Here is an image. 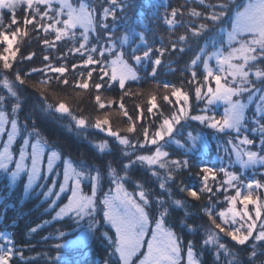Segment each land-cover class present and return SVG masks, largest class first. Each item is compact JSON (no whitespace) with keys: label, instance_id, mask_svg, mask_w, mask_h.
Wrapping results in <instances>:
<instances>
[{"label":"snow or ice","instance_id":"obj_1","mask_svg":"<svg viewBox=\"0 0 264 264\" xmlns=\"http://www.w3.org/2000/svg\"><path fill=\"white\" fill-rule=\"evenodd\" d=\"M198 2L209 11L205 14L191 9L188 14L196 18L202 17L204 22L188 27L185 34H180L175 40L170 39L169 43L172 50H177L179 46L178 50L182 53L190 41L198 42L206 33L212 34L185 66L191 72L188 84L194 86L197 100L205 102L201 114H190L187 91H183L182 87L164 83L166 93L170 90L171 97L175 98L173 103L168 94L163 95V101L172 106L170 113H166L157 104L156 95H151L147 101L146 118L140 105L136 106L139 114L133 120L124 109V105L120 104V110L128 118V126L124 129L126 133L136 132V124L146 119L142 129L144 139L133 140L128 135H121L120 130H112L106 115L97 116L93 121L87 115L77 116L64 100H59L55 104L48 103L46 96L43 95L44 89H41L42 103L39 111L42 114L50 115L54 110L61 117H69L78 132H87L91 128L103 133L106 138H113L119 146V157L135 155V159L121 163L119 170L113 166L114 162L119 163V159L109 161L106 166L97 167L83 162L77 166L68 158L63 160V171H57L59 166L56 161L61 159V155L48 149L47 141L41 137L35 120L31 130H28L26 121L31 118V113L25 117L23 126L20 125L19 113L24 110L27 100L22 96V89L18 85H24L25 79L21 77L19 71L15 75L18 85L7 76L0 78V86L6 90L5 94H0V138L6 134V139H0L2 143L0 175H6L9 187L14 188L21 173H26L28 181L24 186L25 194L38 179L50 178L51 184L47 185V191L43 192V196L45 202L55 197L49 204L53 211H55L53 206L62 198V194L70 192L67 203L59 208L53 219L68 217L75 225V230L81 231L77 239L55 244L56 249L70 248L83 243L93 238L104 226H109L110 230L115 232L114 237L107 230L100 232L102 240L107 242V256L102 264H137V260L133 258L137 257L145 243L147 251L141 253L142 258H138V264H180L183 241L169 226L168 218L174 210L182 209L184 216L179 221L182 229L194 234L200 226L187 223L188 217L192 214L188 212L185 200L174 198L170 185L176 183L179 192L186 193L195 200L201 199L204 193H209V205L212 204V196L216 193L223 190L226 194L224 199L228 204L227 209L218 213L215 212L214 206L202 209L214 228L205 231L201 248L215 249L216 264H220L221 254L230 258L227 264H264V196L259 194L264 190V182L244 177L243 171L238 174L229 170L234 164H239L241 170L264 166V0H247L242 7L237 0H217L216 3L207 4L205 0ZM107 5L97 18L96 8L85 0H80L78 5L71 0H0V43L5 45L0 53L2 62L0 67L3 72L13 69L12 61L16 60L20 51L19 46L14 47L18 45L17 38L27 37L28 26H32V30L42 31L45 37L52 35V39L41 40L45 51L51 49L55 52L57 42H70L71 46L56 59L65 60L69 53L81 58L79 64H72L73 71L81 69L72 86L81 90L94 88L96 92L94 102L98 110L106 108L102 91H110L118 85L122 90L123 99V96L129 94L126 82L140 80L138 66L150 64L152 71L148 75L154 77L157 74V67L162 64L161 58L168 49L163 45L154 49L148 43L145 31L130 30L114 38L113 33L118 23L117 10L123 13L128 7V0H107ZM161 6L166 9L163 21L170 29L183 24L182 19H178V16H183L180 8L173 7L169 12L166 4L156 5ZM20 8L24 9L22 21L16 14ZM4 10L9 12L8 24L3 22ZM109 18L112 20L111 26L107 23ZM229 24L230 30L227 28ZM142 26L145 29L147 27L143 24ZM77 29L80 30L79 33ZM101 40H104V43H101ZM33 55L30 53L21 59L31 60ZM212 61H215V67L211 64ZM201 64L202 79H198L196 69H199ZM83 70H87L86 76ZM68 72L66 63L57 66L50 55L45 54L43 66L31 68L24 75L25 77L32 74L41 75L43 78L37 82L39 85H50L55 81L58 85L67 87L70 84ZM183 74L182 71L181 75ZM245 94L246 102L241 99ZM216 102H223L226 105L224 114L219 119L214 114H209L211 106ZM112 103L109 100L107 107L111 108ZM253 103L255 111L249 119L246 110ZM188 120L198 121L217 133L236 134L227 141V145H231L228 165L224 164L221 157H217L220 161L218 168L214 165L193 163L197 141L204 138L200 134L193 136L189 131L186 139L190 142V147H186L185 143L178 139L184 135L183 129ZM249 123L250 129L247 127ZM9 124L10 128H7L6 125ZM150 124L156 125L154 132H150ZM249 130L253 134L259 133V145L248 135H241L242 132ZM18 136L22 143H19L16 155L13 145L17 142ZM92 146L98 155L112 153L107 139L97 141ZM169 148L178 151L183 159L171 158L172 153L166 150ZM138 149H146V154L136 155ZM217 150H220L219 145ZM225 151H228L227 147ZM13 164L14 168H10ZM136 165L159 182V195L153 197L144 183L132 179L130 173ZM105 167L110 187L103 198L98 199L97 193L102 190L105 180ZM194 167L199 168L195 173L201 183L198 190L194 186L186 185L183 180L176 181L179 173ZM159 170H163V175ZM220 173L223 174V180L217 179ZM189 174L192 175L191 172ZM261 176L264 178V173ZM85 182L91 186V195H85L81 190V185ZM129 183L134 185L132 192L127 191L125 187ZM229 189L234 190L235 194L227 195ZM113 192L116 195H111ZM164 193H167V200ZM101 212L102 222L97 219ZM215 216H218L219 223ZM83 221L87 222L86 226L82 224ZM36 230L37 228H32L30 231ZM221 233L235 244L245 246L246 261L238 260L236 258L238 254L233 253L221 242ZM67 235L68 233L60 231L58 238ZM149 235L150 238L146 239ZM0 241H3L0 243V264H11L17 255L23 259L22 252L15 249L10 237L0 233ZM186 264H202L191 240L187 244Z\"/></svg>","mask_w":264,"mask_h":264},{"label":"trees","instance_id":"obj_2","mask_svg":"<svg viewBox=\"0 0 264 264\" xmlns=\"http://www.w3.org/2000/svg\"><path fill=\"white\" fill-rule=\"evenodd\" d=\"M86 1L89 4H91L92 1L93 4L98 5L95 6L97 18H99L103 9L100 5L102 4L103 7L108 6L107 0ZM216 2L217 0H205L206 4ZM246 2L247 0H237V3L241 7ZM165 4L168 6L167 11L169 12L173 7L180 8L183 13L182 17L178 16V19H182L183 21L181 26L170 29L169 26L164 23L163 16L166 9L163 6L156 7V5ZM149 5L152 6L150 7ZM191 9H195L196 11L205 14L209 11V9L200 4L198 0H128V7L123 13L117 10L118 23L116 30L113 33L114 38H118L130 30H135L136 32L145 31L146 39L154 49L163 45L168 51L161 58L162 64L157 67V74L154 77L148 75L152 71L150 64L138 66V76L140 77V80L126 82V90L129 94L123 96V99H121L123 95L122 90L118 85L110 91H102L103 102L106 104L104 110H98L95 106L94 96L96 95V92L94 88L91 90H81L75 89L72 86V82L76 79L78 72L81 70L77 69L76 71H73L72 64H79L81 58L78 55H72L69 53L65 60L56 59V57L60 56L68 47H70V42H57V50L55 52L51 49L45 51L41 40L43 38L52 39V35L45 37V34L42 31H34L32 30V26H28L29 35L27 37L18 36V45H14V47L19 46L20 51L17 53L16 60L12 61L14 64L13 69L8 72H3L2 67H0V78L7 76L9 80L18 85V82L15 81V75L16 72L19 71L21 77L25 79L24 85H18V87L22 89V96L27 100L24 110L19 113V121L22 123L25 122V117L31 113V118L26 121L28 126L30 125L32 128L33 120H35L36 126L40 130L41 135L51 140L56 146H54L56 150L61 154H64V156L70 157L73 162L85 161L90 165L102 167L106 166L109 161L119 159V163L114 162L113 164V166L119 170L121 163H127L129 159H135V155L130 157H119L118 149L113 144L111 145V143H109V146L112 149L111 154L98 155L92 144L104 139L109 141L110 138H106L103 133L91 128L87 132H78L74 122H72L70 118L66 120L67 116L59 117L54 110L50 115L42 114L39 111L42 103L40 99L41 89H44L43 95L46 96L48 103L55 104L59 100H64L69 104L77 116L87 115L93 121L97 116L104 117L106 115L109 119L112 130H120L121 135H128L133 140L137 138L140 140L144 139L142 129L146 123V119H142L136 124V132L132 134L126 133L124 129L128 126V118L124 116L123 112L120 110V104L122 103L124 105V109L133 120H135V117L139 114L136 106L140 105V109L146 118L148 107L147 101L151 95H156L157 104L161 106L166 113H170L172 106L163 101V95L168 94L173 103L175 102V98L171 97L170 90L166 93L163 87L164 83L175 85L176 87H182L183 91H187L189 93L190 114H201V109L205 108V102L203 100H197L194 86L188 84V81L191 79V72L188 71L185 66L212 34L206 33L199 38L198 42L190 41L189 46H187L186 50L182 53L178 50L179 46L177 50L174 51L169 43L170 39L175 40L180 34H185L188 27L204 22L202 17L196 18L190 16L188 13ZM16 14L18 19L22 21L24 18V9L20 8ZM9 19V12L4 11V24H8ZM107 23L111 26V18L108 19ZM142 24L147 26L146 29ZM21 27L23 29L22 24ZM227 28H230V24L227 25ZM77 33H79L78 30ZM102 41L100 42L104 43V40ZM93 42H95V39H93ZM4 46V44L0 43V53H2ZM209 50H211V48H209ZM30 53L34 54L31 60L21 59L22 57H27ZM45 54L50 55L53 63L57 66H59L60 63H66L68 65L69 86L65 87L58 85L55 81L50 85H39L37 82L43 77L38 74H32L31 76L25 77L24 74L31 68L43 66V56ZM169 65H171V68H169ZM0 66H2V62H0ZM196 70L198 73V79H202V64L200 68ZM83 71L86 76L87 70ZM182 71L184 72L183 76L181 75ZM54 98H56V100H54ZM109 100L113 102L111 108L107 107ZM77 104L79 105L78 107ZM212 113L217 118L222 113V110L217 107ZM251 113L252 114L247 115L249 119L253 116L254 111ZM152 119L155 120L156 117H152ZM149 127L150 132H154L156 125L150 124ZM247 127L250 129L251 124L249 123ZM189 131L193 136L197 134L202 135L208 145L205 151L201 150L199 146L195 148L193 163L199 162L202 164L214 165L217 168L220 167L219 159L214 158L218 153V145L221 147L225 140L228 141L229 137L234 138L236 134L234 132L217 133L206 126L201 125L198 121L188 120L183 129L184 135L178 137V139L184 142L185 145L186 142H188L186 138ZM245 134L248 135L249 138L255 139L256 144L259 145L258 132L253 134L249 130L241 133V135ZM186 147L190 146L186 145ZM166 150L172 153L171 158L183 159V156L178 151H173L172 148ZM146 151V149H138L135 154H143ZM229 170L238 174L243 171L245 177L255 178L264 182V179L261 176V174L264 173V166L248 168L245 170H240L236 167L235 170ZM61 171L60 168V172ZM159 171H161V174L163 175V170ZM198 171L199 168L194 167L188 171L181 172L176 176V181L179 182L180 180H183L186 185L194 186L195 189L198 190L201 186L200 180L195 176V173ZM190 172L192 175L189 174ZM130 175L134 179H142L146 183L147 189L153 197L160 194L159 182L152 178L151 174L144 169L136 167L131 171ZM217 179L223 180V174H218ZM2 180L3 181H0V196L5 191L4 184L7 182L4 178ZM170 186L173 189L174 198L182 199L187 202V210L192 214L188 217L187 223L195 224L200 227L194 234L188 233L182 229L179 223L180 219L184 216V210L182 209L174 210L172 212V215L168 218L169 226L172 227L173 230L180 229L184 232V236H182L185 245L186 243L188 244L189 240L194 242L195 252L197 253L198 258L202 261V264H216V257L214 255L215 249L201 248L202 241L205 237V231L211 228L210 226L214 227L202 209L214 206L215 212L218 213L223 210V208H226L227 202L224 199L226 195L225 192L221 190L216 193L215 196H212V204L209 205V193H204L201 199L195 200L188 197L186 193L179 192L176 183H172ZM107 187L110 186L105 184L104 181L103 188L109 190ZM36 190V188L33 189L27 198H24L21 194L13 195L10 200H8V205H5V209L0 213V215L2 214L3 222V226L0 224V228H3L6 236L10 237L14 242L15 249L23 254V259L17 255L12 259L11 264H95L98 258H106L107 242L104 245V241L100 237V232L105 231V228H109V226H104L95 233L91 242V247L93 248L90 247L87 249L88 245H83L81 247L73 246L70 248L56 249L54 247L55 244L65 242L68 240L69 236L74 234L75 225L68 217L59 220H52L53 215L56 212V207L53 206L55 211L48 209L50 200L48 199L47 202L41 201L40 197L42 196V191L40 190L37 192ZM213 191H215V187L213 188ZM36 192L37 194H34ZM234 194V190L229 189L227 195ZM259 194L263 196V190H261ZM163 195L165 200H167V193H164ZM64 201L65 198L62 202ZM249 208H251V205ZM214 218L217 223H219L218 216H215ZM97 219H100L102 222V212ZM45 221L48 223H45ZM32 228H37V230L32 232L30 231ZM60 231L66 232L68 235L63 238H58ZM221 234L224 236V239H226V241H224L228 248L233 253L238 254L236 258L240 261H246L247 251L245 250V246L237 245L229 237L225 236L223 233ZM95 237H97V240ZM248 250H250V246ZM57 256H59V259H57ZM228 259L230 258L221 254L220 264H227Z\"/></svg>","mask_w":264,"mask_h":264},{"label":"rangeland","instance_id":"obj_3","mask_svg":"<svg viewBox=\"0 0 264 264\" xmlns=\"http://www.w3.org/2000/svg\"><path fill=\"white\" fill-rule=\"evenodd\" d=\"M71 2L74 3V4H77V5H78V3L80 2V0H71ZM85 2H87V1L85 0ZM246 3H247V2H246ZM90 5L93 6V7L98 6L97 4H93L92 1H91V4H90ZM100 6H102V8H103V5H102V4H101ZM4 11H7V10H4ZM230 27H231V26H230ZM77 30L80 31L79 29H77ZM77 30H76V31H77ZM228 30H230V28H228ZM101 35H102V32H101ZM247 38H250V37H247ZM93 39H95V38H93ZM101 41H102V40H101ZM102 42H103V41H102ZM70 46H71V45H70ZM225 46H226V48H227V44H225ZM110 58H111V57H109V59H110ZM211 64L213 65V67H215V61H212ZM5 93H6V90H4V89L2 88V86H0V94H5ZM234 99H235V97H234ZM241 99L244 100V101L246 102V101H247V94H245L244 96H242ZM54 100H56V98H54ZM10 104H11V102L9 103V107H8V112H9V113H10V111H11ZM217 107H219V108L222 110V113L217 117V119H219L220 117L223 116V114H224V109H225L226 105H225L223 102H216L215 104H213V105L211 106V112H210V113L213 114L212 111H213L214 109H216ZM31 111H33V110H31ZM252 111H255V103L249 105L248 109L246 110V116H247L248 114H252V113H251ZM58 115H59V117H61L60 114H58ZM68 118H69V117H67L66 120H68ZM24 123H25V122H23V123L20 122L21 127L23 126ZM29 126H30V125H29ZM29 126H28V127H29ZM6 127H7V128H10V124H9V125H6ZM28 130H29V131L31 130V126L29 127ZM229 133H232V132H229ZM229 135H230V134H229ZM194 136H196V135H194ZM41 137H42L44 140L47 141V145H48V149H49V150L57 151L56 148H55L56 146L52 143L51 140H49L47 137L44 138L43 135H41ZM108 138H110V137H108ZM0 139H6V134H5L2 138H0ZM19 143H22V139L18 136V137H17V142L14 143V145H13V149L15 150V154H16V155H18V147H19ZM109 143H111V145L113 144L117 149L119 148V146L116 145V143H115V141H114L113 138H110ZM224 143H225V144H224ZM186 145H187V146H188V145L191 146L190 142H186ZM54 146H55V147H54ZM198 146H199V148H200L201 150H203V151L206 150V148H207L208 145H207V141L205 140V138H204L203 140L197 141L196 147H198ZM225 147H227L228 151H225ZM0 148H2V143H0ZM57 152H59V151H57ZM230 152H231V145H227V141L225 140V141L223 142V145L220 147V150L218 151V153L215 155L214 158L218 159L217 157H221V158H223L224 164H225V165H228L229 162H230V161H229V154H230ZM59 153H60V152H59ZM143 154H146V152L143 153ZM60 155H61V159L58 160V161H56V164L59 166V167L57 168V171H60V168H61V170L63 171V160H64V159H68V158H70V157H68V156H64V154H61V153H60ZM139 155H140V154H139ZM70 159H71V158H70ZM232 159L234 160V157H232ZM71 160H72V159H71ZM45 161H46V157H45ZM81 162H83V163L86 164V165L91 166L90 164H88V163L85 162V161H76L75 164H76L77 166H79ZM136 167H140V166H139V165H136ZM136 167H135V168H136ZM236 167L239 168V169L241 170L239 164H234L230 169H231V170H235ZM257 167H261V166H257ZM10 168H14V164H13V165H10ZM255 168H256V167H255ZM244 170H245V169H244ZM62 171H61V172H62ZM142 171H143V170H142ZM243 176L245 177V175H243ZM3 178L6 179L7 182H5V184H4L5 191H4L3 194L0 196V213H1L2 210L5 209V205H8V200H10V198H11L13 195L21 194V195H23L24 198H27V196H29L30 193L32 192V190L35 189V188L37 189V190H36L37 192H39L40 190L42 191V196L40 197V200H41V201H45V198H44V196H43V192L47 191V185H50V184H51V179H50V178H49L48 180H44V179H42V178H41V179H38L36 182H34L32 188L29 190V192H28L27 194H25L24 186H25V184H27V181H28V177H27V174H26V173H21L20 177L18 178V180H17L16 183H15L14 188H10V187H9V179H8V177H7L6 175H0V181H3V180H2ZM61 178H62V177H61ZM105 179H106V180H104V181H105V184H108V186H110V181H108V179H107L106 171H105ZM132 179H133V180H138L137 178H135V179L132 178ZM263 179H264V178H263ZM139 181H141L142 183H144L145 187L147 188L146 183H145L142 179L139 180ZM2 184H3V183H2ZM2 184H1V185H2ZM125 187H126L127 191L132 192V191H133V187H134V185H132V184L129 183V184H126ZM107 188H109V187H107ZM56 190H57V191L59 190L58 185H57ZM81 190L83 191V193H84L85 195H91V186H90V184H87V182H85L84 184L81 185ZM37 192L34 193V194H37ZM105 192H108V190H107V189H104L103 186H102V190H99L98 193H97L98 199H102V198H103V195H104ZM68 195H70V192L65 193V194H62V198L59 199V200H57L56 205H54V207H56V212L59 211V208H60V207H62L64 204L67 203V196H68ZM111 195H116V193L113 192V193H111ZM263 196H264V190H263ZM64 198H65V201L62 202ZM52 199H55V197H52V198L49 199V200H50V204H51V200H52ZM59 204H60V205H59ZM226 206H227V207H226V208H223V210L228 208V204H227ZM100 207L102 208L103 206L101 205ZM238 207H240V206L238 205ZM48 209H50L49 206H48ZM56 212L54 213L53 217L56 216ZM64 218H65V217H64ZM62 219H63V218H62ZM52 220H59V219H52ZM217 220H218V218H217ZM218 221H219V220H218ZM219 222H220V221H219ZM86 223H87V222H84V221L82 222V224H84L85 226H86ZM0 224L3 226V222H2V214L0 215ZM152 226H154V225H152ZM210 227H211V228H214V227H212V226H210ZM105 229H106L107 231H109L110 234H112L113 237L115 236V232H114V230L110 231L108 227H106ZM80 231H81V230H75L74 234H73L72 236H69V237H68V240H69V239H73V240L77 239V237H79V235H80ZM173 231L176 232V234H177L178 236H180V237L182 238V241H183V236H184L183 234H184V232H182V230H180V229H178V230H173ZM185 231H186V230H185ZM216 231H218V230H216ZM0 233L5 234L4 231H3V228H2V229L0 228ZM5 235H6V234H5ZM182 235H183V236H182ZM220 235H221V237H222L221 242L226 244V242H225L226 239H224V236H223L222 234H220ZM147 238H150V235H149V237H146V239H147ZM204 238H205V237H204ZM95 239L97 240V237H95ZM224 240H225V241H224ZM91 242H92V238H91V239H88V240H86V241H84L83 243L77 244V245H75V246H76V247H81V246H83V245H88V246H87V249H89V248L91 247ZM0 243H3V241H0ZM105 244H106V241H104V245H105ZM226 245H227V244H226ZM75 246H74V247H75ZM186 246H187V243H186V245H185V242H183V248H182V252H181V257H182V259H181L180 264H186V251H187V247H186ZM91 248H93V247H91ZM146 251H147V245H146V243H145V245L141 248L140 253H137V257H134V258H133L134 260H137V264H138V258H142L141 253L146 252ZM104 259H105V258H103V259L98 258V259L96 260L95 264H102V261H103Z\"/></svg>","mask_w":264,"mask_h":264},{"label":"bare ground","instance_id":"obj_4","mask_svg":"<svg viewBox=\"0 0 264 264\" xmlns=\"http://www.w3.org/2000/svg\"><path fill=\"white\" fill-rule=\"evenodd\" d=\"M45 138V137H44Z\"/></svg>","mask_w":264,"mask_h":264}]
</instances>
